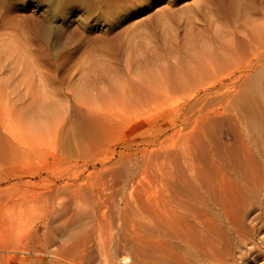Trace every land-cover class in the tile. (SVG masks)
<instances>
[{"label": "rangeland", "instance_id": "obj_1", "mask_svg": "<svg viewBox=\"0 0 264 264\" xmlns=\"http://www.w3.org/2000/svg\"><path fill=\"white\" fill-rule=\"evenodd\" d=\"M0 93V119L24 117L34 133L19 139L37 151L16 157L0 144V173L43 175L36 182L80 170L93 189L88 232L67 244L75 264H155L157 188L172 211L191 170L220 168L251 184L237 196L244 227L215 264H264V0H0ZM10 185L0 234L13 245L57 199L29 193L16 206Z\"/></svg>", "mask_w": 264, "mask_h": 264}, {"label": "bare ground", "instance_id": "obj_2", "mask_svg": "<svg viewBox=\"0 0 264 264\" xmlns=\"http://www.w3.org/2000/svg\"><path fill=\"white\" fill-rule=\"evenodd\" d=\"M22 107L23 105L19 108ZM85 107L86 111H88L87 113L92 115L98 124L104 126V124L107 123L102 120V116L105 115H102V110H97L92 105H87ZM22 109L24 110V107ZM16 110L13 109L17 115L19 110ZM54 111L56 112V110ZM10 113H12L11 115L13 117L16 116L13 112L10 111ZM19 114L21 115V113ZM2 115L3 114L0 113L1 117H3ZM20 115H17L18 118ZM62 115L66 117L65 114ZM13 117L12 120L14 121L15 118L13 119ZM46 117L47 116H45V119L43 117V119L46 120ZM22 118L24 120V117ZM22 118H19V120H22ZM7 120L9 121L10 118ZM22 121H19L20 123L17 122V125H10L9 123L7 124L3 118L0 119V144L1 147L7 150L4 151L0 148V151L12 153L16 157H22L23 155L32 153L33 148L26 147L24 145L25 143L19 139V136L24 133L26 127L24 126V124L26 125V121L24 123ZM57 121L58 120H56V123ZM42 122L43 121H41V123ZM34 124L35 123L32 125L34 126ZM29 126L30 124L28 127ZM31 127L32 126H30V128ZM50 127L51 125L48 128L50 129ZM31 130L32 133L33 128H31ZM31 138H34L33 135ZM78 140L82 143V140ZM78 140L75 139L77 145L80 144ZM3 143L4 146H2ZM34 151L37 152L36 150ZM68 151L69 150H67V152ZM64 155L67 156L66 154ZM84 159L86 158L84 157ZM79 161L75 162V168L78 167V169H80L83 167L85 171L87 165L84 167V164H82L83 166L80 165ZM83 168L81 169L83 170ZM71 170H73V168ZM79 171L80 170H76L77 173H61L62 175H57V177L52 176V174L50 175L51 177H46L36 182L32 179L36 176L42 178L43 175H35L25 170H12L4 172V174L0 173V187L4 184L9 185V183H11V188L16 189V192L21 194L18 201H16V206H19L22 199L29 193L32 196L36 195V197L40 196L42 198H51L52 196L51 201L54 197L57 199V202H53L54 206L50 208V210H48L49 208L45 203L46 206H43V209L46 214L43 217L39 216L41 217L40 225L38 226L36 224L37 222L34 224L29 222L27 230L15 237L16 239L13 245L7 244L0 234V264H75L74 262L76 261L69 257V252L73 249V241L81 235H86L88 232L89 220L87 217L89 216L87 215L89 212L91 214V211H89L91 208L88 207L86 201L88 199H84V194L88 193L86 195L89 197V192L93 191L88 185V182L83 179L87 176L82 177V173L80 174L82 171ZM88 174H90V172H88ZM203 176L204 174H202L200 170H191V180L187 183V186L186 184L184 185L183 191L181 192V195L186 200L181 197L177 199L172 211L168 210V207L171 206L170 197L167 195L162 200V190L161 188H157L155 196L156 218L153 223L155 239L153 259L155 264H197L200 261L215 264L219 246L223 245L228 241L227 238L232 237L231 235L234 233L240 232L244 227L242 220L245 217L239 216L237 212V207L239 206L237 196L242 191L247 190L249 192L250 190L251 181L249 180L248 172L245 171L241 173L240 171H234L232 169L225 170V168H220L214 176L216 178H212L213 176L209 177V175L206 177ZM35 189L39 193H36L34 191ZM81 194L84 195L82 199L85 200L86 203H84L85 205L87 204L86 208H88L85 210L84 203H80L82 206L84 205L85 211H82L83 207L81 209L79 207L80 204L78 201L81 202V200H77V197H82ZM63 196H69L76 206L72 208L74 213L71 218H68L69 216L66 218L64 214H72L71 211L69 214L66 212L72 200L68 205V202L66 203L65 201L66 198L62 200L61 197ZM176 196H178V193ZM163 204H165V206ZM70 207H72V205H70ZM92 214L90 216L91 218L95 215L94 212ZM35 217L38 216L35 215ZM35 217L32 219L33 222H35ZM19 219L20 217H14L12 220L18 221ZM33 225L35 226L33 227ZM71 242L72 247L70 249L67 244ZM58 243H61V246L57 247ZM98 246L102 245L100 244ZM100 251L101 255L105 257V250L100 249Z\"/></svg>", "mask_w": 264, "mask_h": 264}]
</instances>
